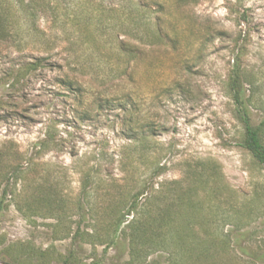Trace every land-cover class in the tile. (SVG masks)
Segmentation results:
<instances>
[{"label":"rangeland","instance_id":"rangeland-1","mask_svg":"<svg viewBox=\"0 0 264 264\" xmlns=\"http://www.w3.org/2000/svg\"><path fill=\"white\" fill-rule=\"evenodd\" d=\"M234 63L264 144V0H0V264H264Z\"/></svg>","mask_w":264,"mask_h":264},{"label":"trees","instance_id":"trees-1","mask_svg":"<svg viewBox=\"0 0 264 264\" xmlns=\"http://www.w3.org/2000/svg\"><path fill=\"white\" fill-rule=\"evenodd\" d=\"M138 8L143 11L144 13L148 14V18L150 20V25L154 29V37L159 42L164 43L165 41L169 42L168 38L169 36L164 33V30L161 27V22L159 18L152 17V9L145 4L144 2L141 3L138 1L137 3ZM118 51L119 53H124L127 55H134L135 50L129 45H124L122 41H118ZM239 65L237 63H234V66L232 68V72L230 75V82H229V92L230 96L233 100V103L235 104V107L237 108L238 112L240 113V117L242 118V122L244 125V136H243V142L242 147L251 155V157L259 164L264 165V144L261 138V133L257 128H253L248 121V113L246 109V103L243 98V92L241 89V81H240V73H239ZM125 105H127L125 103ZM132 123V121H129V123ZM134 123H137L138 121L133 120ZM149 187L147 185H144L141 187V192L144 193ZM141 194H135L132 198V202H134L136 207L139 205L141 197ZM136 208H134V211ZM133 210V209H132ZM0 213H1V207H0ZM161 227H156V230L160 229ZM152 231L151 233L147 232L143 226H141L138 230H134L132 234V250L135 248H139L141 250L139 244L142 236L147 235L150 236L153 233H156L157 231ZM124 234L123 232V225L122 224H116L112 230L110 242L115 243L120 240L121 235ZM127 235V234H126ZM131 235V234H130Z\"/></svg>","mask_w":264,"mask_h":264}]
</instances>
